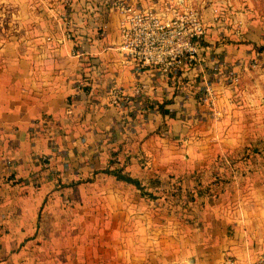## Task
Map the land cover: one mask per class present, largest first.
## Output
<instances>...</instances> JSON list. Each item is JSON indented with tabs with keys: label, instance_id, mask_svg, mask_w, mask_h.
<instances>
[{
	"label": "crops",
	"instance_id": "0c3cea01",
	"mask_svg": "<svg viewBox=\"0 0 264 264\" xmlns=\"http://www.w3.org/2000/svg\"><path fill=\"white\" fill-rule=\"evenodd\" d=\"M106 1L0 0V264H81L80 249L94 245L101 254L87 248L86 264H222L226 256L253 264L264 253V110L253 92L258 80L248 78L250 61H234L247 47L234 43L243 32L223 31L217 0H191L207 25L202 55L230 57L238 82L212 71L219 60L169 76L139 72L120 52L123 15L109 12ZM226 35L233 42L223 43ZM206 78L217 95L213 106L200 96ZM113 88L130 102L113 104ZM212 159L225 166L217 195L189 173ZM106 168H122L143 189ZM166 177H181L182 197L192 199L181 201L183 218L163 223L158 214L167 208L152 204L147 191ZM103 181L106 204L77 203L79 186ZM97 209L100 222L79 227V210Z\"/></svg>",
	"mask_w": 264,
	"mask_h": 264
},
{
	"label": "built area",
	"instance_id": "2783aa9c",
	"mask_svg": "<svg viewBox=\"0 0 264 264\" xmlns=\"http://www.w3.org/2000/svg\"><path fill=\"white\" fill-rule=\"evenodd\" d=\"M73 0H66L72 5ZM163 0L162 8H141L130 0H107L108 11L118 10L123 15L120 22L121 45L120 52L126 60L133 61L137 71L146 68L159 69L169 76L176 74L184 65H192L201 60V47L207 34V25L203 16L191 5V0ZM217 6V20L219 10ZM66 37L73 38L70 18H63ZM257 60H252V67H257ZM222 70H217L216 74ZM225 73V74H224ZM224 78L236 84L239 80L236 72L231 69L223 71ZM213 82L206 78V85L201 90V99L213 106L217 95ZM112 103L124 105L130 102V97L121 88H113ZM262 154L264 157V136L262 139ZM47 160L46 157L43 158ZM222 264H238L233 256L224 257ZM264 264V253L253 263Z\"/></svg>",
	"mask_w": 264,
	"mask_h": 264
},
{
	"label": "rangeland",
	"instance_id": "374dc122",
	"mask_svg": "<svg viewBox=\"0 0 264 264\" xmlns=\"http://www.w3.org/2000/svg\"><path fill=\"white\" fill-rule=\"evenodd\" d=\"M216 2H219L221 9L219 10V20L222 23H225L224 26H221L224 29H226L227 32L230 30H233L235 28L240 29L243 32V39L235 41L236 44H246L247 47H244L243 53L234 61L237 60H243L246 59V61H250L249 65H251L252 60H257V67H253L250 69L251 76L248 75V78H252L253 80H258V84L254 87L253 92L256 93V97L258 98V103L263 106L264 110V0H217ZM53 7L51 5L46 6L47 12H51V9ZM236 16V17H234ZM235 18L237 20H240L239 22L235 23ZM228 34V33H226ZM230 35L222 36L220 39L223 43H231L233 42V39H230ZM250 48V50L248 49ZM249 50V52H248ZM251 51L253 52L252 56L250 57ZM255 54V55H254ZM210 60H219L217 62V69H212L213 72H217L218 68L223 71H226V69H231L232 59L230 57H226L224 55H220L219 53L214 54L213 51L211 53L203 54L201 56L200 62H210ZM219 64V66H218ZM221 65V66H220ZM215 70V71H214ZM247 72V73H249ZM261 98H263V101H261ZM214 146L211 147V150H213ZM208 148H205L203 151V155H207L210 153L209 150H206ZM213 152V151H212ZM214 154V152H213ZM216 154V153H215ZM211 155V154H210ZM225 156H228L229 154L225 153ZM209 156V154H208ZM243 167V166H240ZM239 167V168H240ZM198 169L200 170L199 172ZM225 166L219 164L218 162L214 161V159L207 161L206 164L203 166H199L197 170L195 168L190 170V174L193 175L191 177H196L197 175L203 177L206 182L202 185L204 188L203 190L205 193H210L211 195H217L218 191H215L213 189H216L215 181H217V176L221 175L222 172H224ZM177 172H181V170H178ZM194 172V173H193ZM230 172H228L229 174ZM203 175V176H202ZM181 177L178 179L172 181L165 178L163 181H159V184H156V187H153V191H147L148 198L151 201L152 204L158 205L160 207H165L166 209H163L160 211L159 215V221H162L163 223L168 222V217L178 216L182 217L181 212L182 211V200L192 199V197L186 193V198L182 197V185L179 181ZM220 178V176H219ZM192 184L190 183V186ZM105 186H108V182L103 181L100 182L98 186H92L91 184H85L78 187V195H77V203L80 204H87L94 207H100L103 204H106V198L105 193L106 189ZM110 186V184H109ZM111 187V186H110ZM218 188V187H217ZM92 192L94 197H87V192ZM217 192V194H215ZM185 194V192H184ZM188 196V197H187ZM214 200V199H210ZM116 202V201H115ZM192 206L190 205V210H192ZM175 209V210H174ZM165 210V211H164ZM168 210L174 211V213L169 214L167 213ZM92 210H88L86 213H78L79 216V227L82 226L84 222V226L86 224H90L91 220H97L100 222L101 220V209H97L95 212H91ZM186 211L183 213L185 214ZM94 213V214H93ZM183 214V215H184ZM96 215V217L94 216ZM195 215V214H194ZM185 216V215H184ZM187 218V216H185ZM184 217V218H185ZM183 218V217H182ZM189 220H192V217L189 218ZM168 224V223H167ZM161 226V225H159ZM91 231H94L95 234L98 236H101V230L99 229H90ZM86 229L79 228V235L85 234ZM84 249H80L81 252L79 253V257H82L84 260L81 262V264H86L85 259L87 258L88 252L86 251L89 246H83ZM94 247L99 252V255L101 254L100 251H98L101 247V245H94L91 246L88 250L91 252V248Z\"/></svg>",
	"mask_w": 264,
	"mask_h": 264
},
{
	"label": "trees",
	"instance_id": "16d2710c",
	"mask_svg": "<svg viewBox=\"0 0 264 264\" xmlns=\"http://www.w3.org/2000/svg\"><path fill=\"white\" fill-rule=\"evenodd\" d=\"M159 109H160V111H161V113L163 115L172 114L169 110H166L164 108V105H160ZM261 152H262V147H260V152H259L260 155H261ZM251 153H249L248 155L252 156ZM104 171H105V173L112 174V175L116 176L117 179H119V180L125 181V182H127L129 184H133L138 189H141V190L143 189V186L141 185L140 180H138L136 178H133L131 175H129L126 172H124L122 168H116V169H113V170H111L110 168H106Z\"/></svg>",
	"mask_w": 264,
	"mask_h": 264
}]
</instances>
